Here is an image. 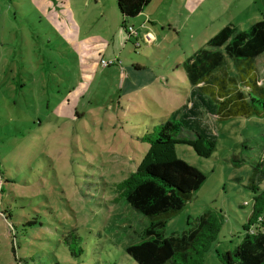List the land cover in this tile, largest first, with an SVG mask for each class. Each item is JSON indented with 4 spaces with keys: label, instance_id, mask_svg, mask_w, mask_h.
I'll list each match as a JSON object with an SVG mask.
<instances>
[{
    "label": "rangeland",
    "instance_id": "rangeland-1",
    "mask_svg": "<svg viewBox=\"0 0 264 264\" xmlns=\"http://www.w3.org/2000/svg\"><path fill=\"white\" fill-rule=\"evenodd\" d=\"M146 8L126 20L138 32L127 36L116 0H0V264H137L126 248L150 222L117 184L135 171L149 146L141 138L161 119L216 144L209 157L175 145L205 180L163 234L215 212L221 226L202 264H221L217 254L244 236L264 191V114L217 119L182 64L223 26L247 30L260 20L264 0H151ZM253 65L264 84V52Z\"/></svg>",
    "mask_w": 264,
    "mask_h": 264
},
{
    "label": "trees",
    "instance_id": "trees-1",
    "mask_svg": "<svg viewBox=\"0 0 264 264\" xmlns=\"http://www.w3.org/2000/svg\"><path fill=\"white\" fill-rule=\"evenodd\" d=\"M150 1L116 0L126 35V20L140 14ZM206 45L208 48L199 49L182 64L192 93L217 119L263 115L264 84L259 83L253 60L264 52V13L247 30L223 26ZM221 47L224 53L216 49ZM225 55L237 66L238 79L227 73ZM181 130L180 122L161 119L141 138L149 146L135 171L117 184L128 205L149 218L141 241L126 248L137 264H202L221 226L220 217L207 211L181 234H163L166 220L184 207L205 180L201 170L177 157L175 145L187 144L201 157H209L216 147L215 141L201 132L189 138L182 136ZM243 229L244 236L232 250L217 254L221 264H264V191L254 196Z\"/></svg>",
    "mask_w": 264,
    "mask_h": 264
},
{
    "label": "built area",
    "instance_id": "built-area-1",
    "mask_svg": "<svg viewBox=\"0 0 264 264\" xmlns=\"http://www.w3.org/2000/svg\"><path fill=\"white\" fill-rule=\"evenodd\" d=\"M127 30H128V35L127 36H137L138 32L136 30H134V28L132 26H127ZM147 39V36H144Z\"/></svg>",
    "mask_w": 264,
    "mask_h": 264
},
{
    "label": "crops",
    "instance_id": "crops-1",
    "mask_svg": "<svg viewBox=\"0 0 264 264\" xmlns=\"http://www.w3.org/2000/svg\"><path fill=\"white\" fill-rule=\"evenodd\" d=\"M150 3V2H149ZM149 3L143 8V10H142V12L140 13V14H138L136 17H134V18H132V19H135V18H137L138 16H142V15H144V13H145V10L147 9L146 7L149 5ZM123 29V28H122ZM123 31H124V29H123ZM124 33H125V31H124ZM126 34V33H125ZM257 75H258V73H257ZM258 79H259V83H262V81H261V79L259 78V76H258Z\"/></svg>",
    "mask_w": 264,
    "mask_h": 264
}]
</instances>
